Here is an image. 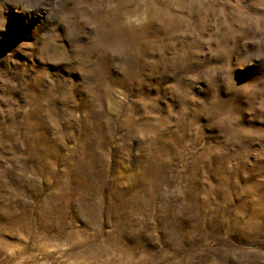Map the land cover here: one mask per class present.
Segmentation results:
<instances>
[{
	"label": "rangeland",
	"instance_id": "rangeland-1",
	"mask_svg": "<svg viewBox=\"0 0 264 264\" xmlns=\"http://www.w3.org/2000/svg\"><path fill=\"white\" fill-rule=\"evenodd\" d=\"M0 264H264V0H0Z\"/></svg>",
	"mask_w": 264,
	"mask_h": 264
}]
</instances>
